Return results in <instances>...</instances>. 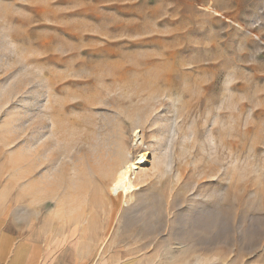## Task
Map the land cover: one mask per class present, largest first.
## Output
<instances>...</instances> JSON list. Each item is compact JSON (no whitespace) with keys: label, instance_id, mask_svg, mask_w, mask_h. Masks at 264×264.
<instances>
[{"label":"rangeland","instance_id":"rangeland-1","mask_svg":"<svg viewBox=\"0 0 264 264\" xmlns=\"http://www.w3.org/2000/svg\"><path fill=\"white\" fill-rule=\"evenodd\" d=\"M0 264H264V0H0Z\"/></svg>","mask_w":264,"mask_h":264},{"label":"bare ground","instance_id":"bare-ground-1","mask_svg":"<svg viewBox=\"0 0 264 264\" xmlns=\"http://www.w3.org/2000/svg\"><path fill=\"white\" fill-rule=\"evenodd\" d=\"M139 139H140L139 132L135 131L134 132L135 142H138ZM147 158H148V153H141L137 157H135L134 160H128V159L124 160L123 159V161L121 162V165L114 172L113 180L110 183L109 190H110V194L112 196L121 195L124 199L123 200L124 204H127L129 202V200L131 201V197L133 196L132 193L135 192V190H136L135 189L136 188L135 187V176H136L137 172L139 170H141V168L147 163ZM20 161H21L20 164H22V169H21L22 170V176H23V178H27L29 173H31V168H30V165L28 164L29 157L24 155L21 157ZM66 169L67 168L64 167V168H61L59 171H57L56 175L53 176L55 178L52 177L53 179L50 182H48L46 185H42L41 183H40L41 184L40 185V184L33 182L32 184H30V186L25 187L21 192V200L24 202H27V203L29 201H30V203H33V202L40 200V197H41L40 193L42 191L41 188H43V191H42V193H43L45 191L55 192L57 190V188L62 187V189L64 188L66 190L65 191L66 195L63 197L65 200V203H67L70 206L69 211L65 209V214L70 213V215H72L71 219L74 221L80 220V218L82 217V213L85 211L84 207L83 208L80 207L81 201L83 202V199H85L84 198L85 196L83 195L85 184H83L84 182L81 181V179L83 178L84 175L82 176V171L79 170L78 171L79 177L76 176L75 178L71 179V178L66 177V173H67ZM74 175H76V174H74ZM84 179H85V177H84ZM42 186H44V187H42ZM44 188H46L45 191H44ZM62 189H61V192H62ZM85 189H86L85 191L87 192V187H85ZM57 193H55V194H57ZM95 198H97V197H95ZM86 199H88V198L86 197ZM60 200H63V199H60ZM64 200H63V202H64ZM76 200H78V201H76ZM91 205H89V207ZM23 210L26 213L24 212V214L21 215L22 223L24 225V222H25L26 225L29 226L27 220H28V217L31 215L28 212L26 207ZM65 214L62 216H64V217L69 216V214L68 215H65ZM32 218H34V217H32Z\"/></svg>","mask_w":264,"mask_h":264}]
</instances>
